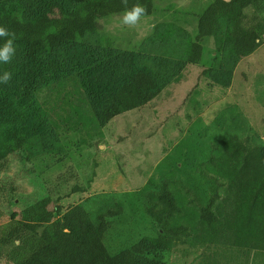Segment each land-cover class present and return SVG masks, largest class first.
<instances>
[{
    "label": "rangeland",
    "instance_id": "obj_1",
    "mask_svg": "<svg viewBox=\"0 0 264 264\" xmlns=\"http://www.w3.org/2000/svg\"><path fill=\"white\" fill-rule=\"evenodd\" d=\"M21 1L27 2L0 0V12L21 7L29 16V5L23 7ZM66 1L76 5L83 0ZM213 1L154 0L153 15L141 17L135 25L122 23L124 13L101 20L98 32L82 39L75 56L66 51L55 55L63 73L50 76L31 101L22 95L29 71L20 48L15 46L9 63L0 64V72L12 73L8 84H0V91L9 92L30 115L42 110L38 118L42 126L32 132L30 143L7 153L0 167V251L14 263L27 260L44 242L23 231L3 208L11 190L25 198L36 193L45 196L49 185L70 168L81 183L91 181V186L87 193L66 200L65 207L82 203L94 220L109 209H124L122 218L111 221L119 233L106 238V246L116 252L155 235L144 206L157 184L170 182L182 211L176 221L183 223L198 207L197 198L207 196L199 173L209 168L204 166L214 147L231 134L264 143V44L247 58L237 59L231 43L208 38L200 64H187L198 18ZM228 29L224 21L223 31ZM129 58L152 69L167 86L150 106L102 125L90 90L102 91L101 85L108 84L106 73L126 72ZM5 143H9L7 130L0 133L2 153ZM21 207L11 211L20 212ZM261 258L246 249L188 243L174 247L166 260L169 264H264Z\"/></svg>",
    "mask_w": 264,
    "mask_h": 264
},
{
    "label": "trees",
    "instance_id": "obj_2",
    "mask_svg": "<svg viewBox=\"0 0 264 264\" xmlns=\"http://www.w3.org/2000/svg\"><path fill=\"white\" fill-rule=\"evenodd\" d=\"M137 2L146 6L142 17L153 15L154 0H128L127 5L121 0H83L76 5L66 0H27L21 3L29 5V16L21 7L1 11L0 24L15 33L14 45L22 51L29 71L22 88L24 99L31 101L50 76L63 73L55 55L66 51L75 56L83 46L82 39L98 32L101 20L123 14ZM224 21L229 23L225 32ZM208 38L231 43L237 59L252 55L264 44V0H214L209 4L198 18V34L189 46L187 64H200ZM4 39L0 38V44ZM46 56L50 59L45 60ZM125 65L128 70L124 73H106L108 84L101 85V92L90 90L102 125L145 109L167 86L152 69L134 59H127ZM41 115V109L35 115L26 113L9 92L0 91V133H9V143H5L4 153L0 152V167L7 161V153L30 143L32 132L42 126ZM205 165L209 168L202 169L199 177L206 200L197 198L198 207L188 213L185 222L176 221L182 211L170 182L164 180L154 187L144 206L155 235L137 239L116 252L106 246V238L119 233L111 221L122 218L124 209H109L94 220L82 203L65 207L66 200L87 193L91 186V181L81 183L70 168L49 185L45 196L36 193L25 198L11 190L3 208L23 231L44 242L20 264H169L166 258L171 250L188 243L254 251L264 263V143L253 144L250 137L231 134L213 148ZM17 205L22 206L20 212L11 211ZM0 264L16 263L0 251Z\"/></svg>",
    "mask_w": 264,
    "mask_h": 264
},
{
    "label": "clouds",
    "instance_id": "obj_3",
    "mask_svg": "<svg viewBox=\"0 0 264 264\" xmlns=\"http://www.w3.org/2000/svg\"><path fill=\"white\" fill-rule=\"evenodd\" d=\"M121 2L127 5L128 0H121ZM145 13L146 6L137 2L130 10H125L122 23L125 25H135ZM0 38H6L0 44V64H7L12 60L16 52L14 45L15 33L0 24ZM11 79L12 73L10 71L0 72V84L6 85Z\"/></svg>",
    "mask_w": 264,
    "mask_h": 264
}]
</instances>
